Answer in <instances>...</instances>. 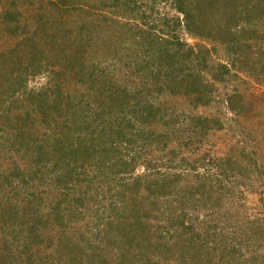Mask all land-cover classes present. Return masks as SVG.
I'll use <instances>...</instances> for the list:
<instances>
[{"label": "trees", "instance_id": "trees-1", "mask_svg": "<svg viewBox=\"0 0 264 264\" xmlns=\"http://www.w3.org/2000/svg\"><path fill=\"white\" fill-rule=\"evenodd\" d=\"M165 4L183 20L162 12ZM71 11L76 14L67 15ZM112 20L128 28L108 26ZM183 22L190 35L212 47L187 45L178 34ZM120 37L130 42L131 52L119 50ZM106 45L114 56L99 55ZM218 48L225 61H214ZM261 55L264 0H0V149L14 154L0 162V194L21 186L15 199L7 197L4 214L36 216L15 251H0V264L12 259L41 264L35 258L39 253L59 264H146L147 253L148 260L156 254L157 263L175 256L176 264H214L219 248L226 253L215 258L224 264H260L257 252L264 242L248 241L253 257L243 259L242 252L228 250L222 229L209 225L207 215L201 218L206 209L214 213L233 196L244 197L232 183L246 184L248 164L256 168L258 161L205 151L191 159L184 150L196 151L202 143L197 136L220 128L217 118L196 112L217 100L218 84L244 75L264 78V64L258 68ZM40 75L48 77L47 83L30 86ZM175 97L193 108L168 107ZM242 99L235 93L226 100L235 116L245 115ZM96 159L120 177L124 214L106 223L117 234H108V228L105 234L110 242L115 238L120 256L108 249L95 258L87 251L77 254L82 240L70 247L64 239L72 204L64 209L58 200L43 210L34 207L36 196L30 193V182L43 178L42 171L52 173L59 187L75 170L86 175ZM140 167L144 172L136 174ZM177 187L182 200L175 209L165 208ZM19 199L23 203L16 205ZM240 203L227 204L229 211L237 215ZM161 220L166 221L162 232L151 224ZM127 224L134 232L125 233ZM197 225L203 233L193 231ZM50 227L57 229L47 236ZM201 234L214 235L215 244L206 252ZM46 236L50 252L43 244Z\"/></svg>", "mask_w": 264, "mask_h": 264}, {"label": "rangeland", "instance_id": "rangeland-1", "mask_svg": "<svg viewBox=\"0 0 264 264\" xmlns=\"http://www.w3.org/2000/svg\"><path fill=\"white\" fill-rule=\"evenodd\" d=\"M75 12L71 11V13H68L67 15L72 13L76 14ZM162 12L166 13L172 20L178 17L183 20V15L172 8L170 4L163 5ZM83 16L89 15L84 13ZM90 17H92V14ZM109 24L110 25L108 26L112 27L128 28V26L123 21H121V23L115 24L112 20ZM178 34L187 45L196 46L197 44L206 42H201L199 39H196L190 35L184 27V22L182 23V26L178 27ZM256 38H259L258 40H263L261 36H257ZM112 40L114 41L115 39ZM116 42L119 43V50L123 48L131 52L130 42L122 41L121 37L119 40L116 39ZM206 44L209 48L212 47V44L207 42ZM106 49L107 45L105 49H102L99 55L102 54L105 56H114L113 51L109 52V50ZM216 54L214 56V61H219L217 59L225 61V56L223 55L224 53L221 48H218V52ZM259 58L260 64L258 65V68L260 69L264 64V55H261ZM121 76L123 75L119 73L118 77ZM257 78L252 80L244 75L243 77H236L234 81L232 80L221 85L218 84L215 91L217 100L213 102L210 107H200L199 109H196V112L198 111L199 113L214 116L218 119L216 123H220V128L213 129L203 137L197 136L195 141H202V143L196 148V151L191 152L189 147L184 150V154L188 157H191V159H194L196 155L202 154L203 151H205L211 156H227L231 154L232 156L236 158L240 157L241 159L242 155V161L245 162L247 161L246 156L248 155L250 159L253 157V159L258 161L256 168H252V166H249L248 164V168L252 170H249L248 172L250 176L247 179L246 184L239 185L236 182L232 183V187L236 185V188L241 190V192L244 194V197L234 198L233 196V199L230 198L231 202L229 201L225 203L224 207L223 205L222 207H218L220 210L217 212L213 213L206 209V212L202 211L201 215V218H203L205 214L207 215L206 218L208 221L212 220L209 225L217 226L220 230L222 229L221 232L225 234V236L228 238L227 243L230 244H228V250L231 251L234 249V251H240L238 255H241L242 252L244 254V256L242 255L244 257L243 259L247 260H250L253 257V254L250 253V250L247 246L248 241L252 239L251 242L254 241L256 243V238L260 240L259 244L264 242V78L258 76ZM47 79L48 77L45 75H40L31 80L30 86L41 87L47 83ZM235 93L240 94L241 98H244V100H242L243 103L246 104L247 109L245 111V115L235 116L233 111L229 110L228 108V103L226 100L229 95H235ZM239 100L240 97H238L237 101L239 102ZM167 106L170 108H183L187 111H190V108H193L190 107L191 105H188L185 98L181 97H175L169 100L167 102ZM12 155H14L12 152L5 151L3 147V150L0 149V162L6 161L9 158L11 159ZM96 163V166L91 165V167H89V171L86 175H76L77 171L75 170L73 172V177L71 178V181L74 180V178L76 179L75 183H71L70 181L68 184H61L59 187L57 186L55 177L52 173L49 174L47 173L49 171L46 170V172L42 171V173H45L43 178L34 179L32 182L29 180L30 185H32V188H34L33 192L30 193H35L36 196L34 207L43 210H47L48 206L58 200L60 207H63L64 209L69 208L72 204L73 207L69 208V210L66 212L69 219L66 221L68 223L66 228L67 230L64 232V239L70 242V247H74L76 243H79L82 240L79 244L80 250H78L77 254L87 251V255L90 256L93 254L95 258L98 256V254H103L104 251L108 249L107 253L110 255L120 256L121 252L119 250L118 244L114 241L115 238H111V241L114 242L112 243L110 242L109 238H107V235H105L107 234V228L109 230L108 234H117L115 231H112L114 227L110 224L106 225V223L108 221H114V219L118 221L119 217L121 218L124 214L121 212L123 210L124 204H122L123 199L121 198L119 192L120 177L113 176L112 171L107 169V166L105 167L103 164L99 166V159H96ZM75 165H79L80 167V161ZM211 171L213 172V170ZM79 172L81 171L79 170ZM142 172H144V168L140 167L136 174ZM195 179L196 178H191L192 181ZM191 180L189 182H191ZM17 182L19 181H16L15 183ZM0 185H2V181H0ZM18 187L19 189L16 190H12V188H10V192L7 194V196L0 194V251L3 252H9L11 249L15 251L14 246L19 245L16 243V241L19 242L18 240H25L27 238V225L30 226V221H36V216L27 217L22 215L18 217L16 215L14 216L11 214H4V209H7V197H11L10 199H15V194H20L23 192L22 187ZM178 187L175 191L171 190L172 194L167 204L165 202L163 203L165 208L167 207L169 209H175V207L178 206L179 200H182L181 195H179L180 188ZM1 190L2 188L0 187V191ZM1 196L4 197L1 198ZM232 202L244 203H240V206L238 207L240 212L237 215H235L233 211H229L227 204H231ZM11 203L13 204V201ZM19 203H23L21 202V199L16 202V205ZM187 206L190 207V203H188ZM11 207L8 206V208ZM133 221H135V219ZM15 224H19L18 230L13 229ZM151 224L153 226H159V230L161 228L160 232H162V226L166 225V221L161 220V223L152 221ZM44 225V223L41 224V230H43ZM192 225L193 224H191V226ZM134 227L136 228V226ZM22 229H25V233L22 232ZM56 229L57 228L53 229V227L46 229L47 233L45 235H54L53 230ZM122 229L125 230V233L130 232L131 230L134 232V229H131L129 224H127L126 228ZM193 229L196 234L203 233L204 231L201 226L199 227V225ZM160 232L157 233L155 231V234L157 233L159 235ZM47 236L44 238L43 244L47 245L48 251L50 252L51 247H49ZM177 236L178 235L172 233L170 238H175L176 240L178 238ZM213 236L214 235L212 234V237L210 236V238L206 239L205 235L201 234L200 240L203 241L206 247L203 249L205 252L214 246L215 240ZM102 238L105 240H102ZM243 243L245 244L244 246H242ZM176 250L179 252L178 249ZM223 251L224 250L222 248L216 250L212 258L214 264H224V259L219 260L215 258L216 255L226 253ZM257 253L261 258L259 263L264 264V245L263 247L259 248ZM153 255L154 256H150V260H148L147 257L149 256L148 253L146 256L143 255L144 258H147V260L145 259V261L148 262L146 264H176L175 256L174 259H170L166 263H157L161 260H157L159 257L156 254L153 253ZM58 256L59 255H57V257ZM35 258L37 262L41 264L60 263V261L58 262L52 258H46L44 253L37 254ZM225 258L229 259V255H226ZM11 262L12 264H20L19 259H16V261L12 259ZM84 263L87 264V262Z\"/></svg>", "mask_w": 264, "mask_h": 264}]
</instances>
